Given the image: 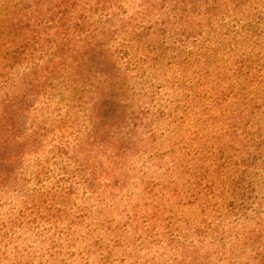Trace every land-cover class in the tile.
I'll return each mask as SVG.
<instances>
[{
  "label": "trees",
  "instance_id": "obj_1",
  "mask_svg": "<svg viewBox=\"0 0 264 264\" xmlns=\"http://www.w3.org/2000/svg\"><path fill=\"white\" fill-rule=\"evenodd\" d=\"M0 189V264H264V0L6 1Z\"/></svg>",
  "mask_w": 264,
  "mask_h": 264
},
{
  "label": "rangeland",
  "instance_id": "obj_2",
  "mask_svg": "<svg viewBox=\"0 0 264 264\" xmlns=\"http://www.w3.org/2000/svg\"><path fill=\"white\" fill-rule=\"evenodd\" d=\"M6 1H9V0H0V8L5 5ZM165 147H167V146H165ZM173 147H176V146L174 145ZM180 147L182 148V146H180ZM177 153H179L180 156H183V162L184 163L188 162L187 161L188 158H186V154H183L182 150H177ZM256 192L257 193H261L262 191L261 190H257ZM252 202L255 203L256 201L253 200ZM254 206H256V204ZM263 215H264V206L260 207V209L252 216V219H258V217H262ZM256 247H257V245L253 246V248H256Z\"/></svg>",
  "mask_w": 264,
  "mask_h": 264
},
{
  "label": "clouds",
  "instance_id": "obj_3",
  "mask_svg": "<svg viewBox=\"0 0 264 264\" xmlns=\"http://www.w3.org/2000/svg\"><path fill=\"white\" fill-rule=\"evenodd\" d=\"M8 194L5 193L2 189H0V199L6 197Z\"/></svg>",
  "mask_w": 264,
  "mask_h": 264
}]
</instances>
